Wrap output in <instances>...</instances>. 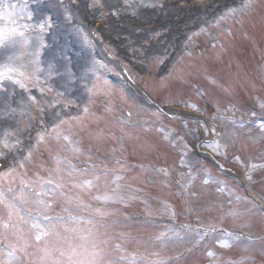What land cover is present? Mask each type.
Returning <instances> with one entry per match:
<instances>
[{"label":"rangeland","instance_id":"obj_1","mask_svg":"<svg viewBox=\"0 0 264 264\" xmlns=\"http://www.w3.org/2000/svg\"><path fill=\"white\" fill-rule=\"evenodd\" d=\"M242 2L243 0H212L204 8L179 9L177 6L166 8V0H131L130 6L126 5L124 0H99V3H96V0H28V11L32 12L33 20L23 19L20 20V23L35 26L44 20H48L50 25L43 32H40L37 27H33L26 30L25 33L30 38V43L24 50L26 52L32 51L38 43L35 39L37 36L43 40L45 47L41 48L40 62L45 72L39 74L38 84L26 82L30 89L29 92L7 84L9 92L5 93L4 96L5 98L10 97L11 107L16 109L14 114L5 117L3 114L4 105L0 104V154H2L0 161H5L11 167H19V170L5 177L7 181L4 179L2 181V184L11 187L10 191L12 192L0 191L3 193L4 199V203H0V223L8 221L6 205L11 202L15 205V211L18 213V215H13L12 223L23 229V233L28 239H32L34 232H31L28 226L19 220V216L37 215L40 213V209L34 202L35 198L30 197L21 200L18 197L22 187L21 180L28 182L30 186H33L34 183L37 188L39 187V183L36 181L43 168L39 166L41 170L36 166L35 169L34 157L32 156L31 159L27 154L34 147L39 146L38 135L40 133H47L60 119L68 118V114L79 113V111H75V108L80 109L86 105L92 108L94 106L92 103H98L102 99L105 107L102 116L96 117V121L84 119L76 122L70 128V134L65 135L71 138V133H73V137L78 140L82 136L83 142L85 141L95 147L103 146L104 149L108 150L109 144L117 138L116 136L122 134L117 129L120 124L117 123L112 108L114 105H119L116 102H120V105L125 106L133 113L132 119L127 122L131 125L123 124L120 126L125 138V141L122 142L125 152L130 155L133 154L139 164L152 166L155 165V160L168 161L173 171L180 176L178 179L174 177L175 180H178V184L172 182L165 174L162 176L163 179L171 183L173 190L169 191L171 193L176 191V195L182 199L172 197L173 204L178 208L174 214L176 217L185 219L189 214L191 217H196L192 219L194 225L200 226L202 223L216 225L211 226V228L210 226L206 227L207 229L229 227L232 232L243 231L242 234L245 233V236H251V238L264 236V217L258 212V208L253 205L236 208L233 205L234 201L225 195L228 193V189L224 188L225 193H223L222 189L218 187L220 184L218 177L221 176L213 167L214 165L205 162L197 150L198 144L202 143L200 145L201 151L207 147L216 156L222 157L223 162L227 165L236 163L242 169L247 168L249 171L254 170L251 169V165H257L260 162L258 156L264 153V128L260 126L263 123L258 122L259 118L264 117V107H261L264 105V101L259 102L258 98H260L259 95L264 94L259 91L253 81L256 75H262L264 71V66L262 72L261 70L257 72L255 69L258 58L264 57V37H262L264 36V0H252L251 6L243 12L227 17L225 20H219V17L227 9L237 7ZM11 3L22 6V0H5L4 7L7 8ZM101 4L103 7L99 6ZM151 5L156 6L152 7ZM162 11L165 14H162ZM51 15H58L63 18L53 22ZM167 16L169 17L167 18ZM161 19L164 21L160 22ZM181 19L187 20V25L183 24L184 21ZM95 21L102 22L101 28L105 30L104 34L99 35L92 31L90 24ZM130 21L136 26L129 23ZM151 21L156 22L153 24ZM226 23L230 24L232 28L230 39L233 41H230V45L225 47L223 51H221V47L216 48L215 51H209V48L214 47L217 42L214 30L220 28L223 36V30L227 29L223 24ZM0 27H10V25L7 21H0ZM201 29L204 30L201 31ZM194 33L196 34L194 35ZM180 38L185 40L182 52L189 55L183 58L180 68L173 77L171 76L165 82L158 81L156 76H154V80L144 79L143 77L148 76L151 71L160 76L163 66L175 50L177 39ZM192 38L191 47H194L195 51L198 48L197 45L205 44L206 49L203 54L197 56L187 52ZM31 59L30 55H24L21 62L28 63ZM49 64L55 65L60 74L54 73L51 77L47 76L46 70ZM139 77L142 78L139 79ZM208 78H211L213 82ZM137 81L145 87L147 93L142 91ZM114 84L121 86L114 87ZM190 84L194 86L192 87ZM195 86L204 91V96L199 98L198 94H195L198 91L194 88ZM42 89L43 91H41ZM12 93L14 95H11ZM61 93L63 95H60ZM255 93L258 94L256 98L258 99L256 100L258 111L250 112L237 102L240 99L239 96L251 98ZM148 94L167 105L173 101L186 102L191 108L196 109L203 105L204 111L212 117L224 120L222 123L225 128L232 123L237 125L234 126V129H230L220 142L212 141V143H203L205 140L211 141L214 133H216L212 131L214 127L211 124L206 125L202 133L199 130L191 129L188 125L175 122L172 124L176 129L168 131V126L162 125L163 121H167L166 117L176 119L182 116L177 117L176 115L174 117L164 113L158 109ZM29 96H35L36 102L33 103L29 100ZM248 104L253 107L252 103ZM41 108L44 109L43 112L40 111ZM56 113H59V116ZM254 118H257L256 125L242 126L238 124L240 120L245 121ZM177 125L183 126L181 134L177 130ZM105 127L107 133L102 131V128ZM5 134H7L6 138L10 144H16V141L20 143L10 149L4 148L2 141L5 139ZM111 135H115L114 139ZM55 138L49 136L41 145L42 148L47 149V152L50 153L52 148L50 140L54 141ZM115 144L118 149L117 154L122 155V145L120 143ZM216 144L219 147L215 149L206 146ZM178 145L180 150L182 146L189 149L183 160L180 159L182 157L181 152L176 149ZM67 146L69 145L65 142V148ZM184 147L182 150H185ZM195 155L197 156L194 157ZM69 156L70 158L73 157L72 154ZM79 159L93 160V157L88 159L82 155ZM21 163H23V167H21ZM262 164L264 165V161ZM117 168L123 172L124 176L128 177L122 179L121 182L116 179L117 177L111 179L108 182V188L105 190L101 186L92 189L73 187V181L80 184L85 180L92 179L94 174L74 175L69 178L67 169H65L64 181L71 184L70 190L75 191V193L70 194L71 196L66 194V197L71 198V203L74 205H78L80 198L84 199V206L81 209H85L86 212L88 206H86L85 201L90 204V200L95 196H102L105 191L111 195L110 189L116 186L112 181H116L120 185L119 194L124 201H130L129 194L132 192V188L145 189V194L153 197V201L157 200L158 193L163 194L168 190L162 185V182L147 183L146 180L151 182L152 179L149 172L139 171L136 174L123 166ZM128 172L132 174H128ZM42 173L48 176L47 171ZM245 174V176H249L248 173ZM226 175L233 179L225 176L224 179L227 183H231L230 181L237 183L236 178L234 179L229 174ZM10 180L13 182L9 183ZM165 184L168 185V183ZM101 185H103V181H101ZM24 191L27 193V188ZM13 192H15V196ZM43 199L45 200L46 197ZM148 199L149 197H144L141 202L145 203ZM57 200L60 201L59 198ZM97 201L104 204L109 203ZM55 203L47 214L60 217L61 211L55 207L58 205L57 202ZM127 204L135 206L132 203ZM219 209L225 210L220 211ZM102 210L111 213L106 208ZM121 213L122 211L115 216L113 214V216L105 215V217L112 219L110 222L102 223V221H91L94 219L93 215L99 218L104 216L97 215L95 211H90L88 220L80 218L83 220L84 226L78 220L75 223L68 222L66 226L77 229V232L66 233L65 235L72 237L81 234L87 235L92 232L95 243L103 252L104 259L112 261L113 264H132L133 257L135 264H149L150 259L159 257V254H155L156 252L168 251L164 257H171L176 253L175 250L195 245V236L188 230L191 228L187 229L176 223L175 225L179 226V230L182 228L187 230L192 238L182 235L184 231H179L177 238L162 239L159 236L165 232L168 234L173 227L168 228L164 224L160 226L161 229L159 230L153 223H144L139 218L123 223L118 219V215ZM147 213H149L147 217L151 215V212ZM193 213L195 214L193 215ZM223 214L226 215L222 220L221 217H217ZM157 215L160 216L159 213ZM206 215H211V217H205ZM168 219L166 218V220ZM170 220H168L169 223ZM64 226L57 224L58 231L62 232ZM13 232L14 229L0 227V234H3L5 244L16 242ZM156 234L159 236L157 237ZM232 236V234H221V239L214 240V244L225 247L223 246L224 242H228L229 246L227 247L234 249V252H240L241 249L248 252L254 247L250 252L256 250L254 253L259 259L251 260L248 264L264 263V246L254 242L237 245V243L229 242L233 240L229 238ZM158 238L162 239V241L160 240L161 246L154 245ZM105 241L107 243H104ZM74 242L80 243L78 239ZM211 242L200 249L203 251V256L198 257V261H195V258L194 264H203L205 258L212 257L209 253L215 247L209 246ZM116 245H120V249H117ZM247 245H250L251 248L242 247ZM87 247L91 252L92 243L89 242ZM0 251H3V257L0 258L6 257L7 251L2 248ZM31 251H34V248H30L29 252Z\"/></svg>","mask_w":264,"mask_h":264},{"label":"snow or ice","instance_id":"obj_2","mask_svg":"<svg viewBox=\"0 0 264 264\" xmlns=\"http://www.w3.org/2000/svg\"><path fill=\"white\" fill-rule=\"evenodd\" d=\"M131 0H124V3L130 6ZM5 0H0V21H7L10 27H0V104L4 105V116L12 115L16 109L11 107V99L5 98L4 94L9 92L7 84L18 87L20 90L29 92L28 83L34 82L38 84L40 80V73L45 72V69L41 67L40 57L42 55L41 48L45 47L43 40L37 36L35 39L38 42L30 52L24 50L30 43V38L25 34L26 30L33 27H37L40 32H43L49 25L48 20H44L37 25L21 24L20 20L26 19L28 21L33 20L32 12L28 11V0H22V6H18L16 3H11L8 7H4ZM99 3V0H96ZM252 4V0H243L242 4L237 7L227 9L220 17L219 20H225L227 17L234 16L243 12L249 8ZM103 7V5H99ZM155 7L156 5H151ZM162 6V5H161ZM18 9V10H17ZM204 29H201L203 31ZM196 33H194L195 35ZM24 55H30L32 59L28 63L21 62ZM31 65V68H30ZM47 76L51 77L54 73L59 75L55 65L49 64L47 66ZM7 82V83H6ZM43 91V89L41 90ZM91 91V90H90ZM11 95H14L12 93ZM60 95H63L62 93ZM29 100L33 103L36 102L35 96H29ZM55 107V105H53ZM264 107V105H261ZM44 111L43 108L40 109ZM88 109L85 108L84 112L87 113ZM59 116V113H56ZM73 119H77L74 117ZM64 119H60L52 128L51 132L56 133V139H61L59 128L61 124L66 123ZM264 128V124L260 125ZM212 131H215L213 128ZM2 141L4 148H13L16 144H10L6 138ZM63 140L69 145L71 152L74 155H79L81 149L73 143L70 136L63 135ZM45 139V133L38 135V142ZM208 147L218 148L219 145H206ZM2 155V154H0ZM28 157L31 156V151L28 152ZM3 165L0 164V167ZM63 166V168H62ZM23 167V163H21ZM257 165H251V169H255ZM64 169H67V176L72 178L74 175H87L85 169H78L71 161L63 160L61 158L56 159V167L51 170L57 174L62 173ZM14 169L6 171L0 174V177H8L11 175ZM160 171H165L161 169ZM165 174L166 171H165ZM248 178L251 180V175ZM117 180L122 177H117ZM103 181V185H101ZM38 188H32L30 192H25V188H29L28 182L21 180V191L18 199L25 200L30 197L35 198L34 202L40 209V213L37 215H29L27 217L19 216V220L26 224L31 232H34L32 239H28L23 233V229L18 228L12 223L13 215H18L15 211V205L11 202L7 203L8 208V221L0 223V227L4 229H14V236L16 242H9L5 244L3 234H0V248L7 251V255L4 258H0V264H22V257L24 258V264H113L112 261H106L104 255L99 246L95 243L94 234L89 232L87 235H79L69 237L66 233H76L77 229L69 228L66 226L68 222H76V217L71 215V209L65 207L64 211L69 212L67 220L64 217L53 218L47 214L48 210L53 207V204L58 198H64L71 202V198L66 197V194L62 191V185L57 183L54 179H43L37 177ZM207 182V181H206ZM116 184L114 188H111V195L108 191H105L102 196H95L94 199L107 202H124L123 197L120 196V185L116 181H112ZM73 187L80 189H92L96 186H103L108 188V172L105 170L101 174L95 175L92 179L85 180L83 183L76 184L73 181ZM11 190V189H10ZM41 197H47V200L40 199ZM0 203H4L3 193H0ZM83 204V201H80ZM97 215L105 216L112 213L103 211L101 209H94ZM89 223H92L89 221ZM57 224L65 225L63 231H58ZM166 233L161 236H166ZM79 240L80 243H75V240ZM238 239V238H237ZM92 243V250L89 252L88 243ZM104 243H107L106 241ZM225 247L229 246L228 242H224ZM30 248H34V251L29 252ZM117 249H120V245H116ZM213 255V253H209ZM91 257L90 259L88 257ZM0 257H3V251H0ZM132 264H135V258H132Z\"/></svg>","mask_w":264,"mask_h":264}]
</instances>
